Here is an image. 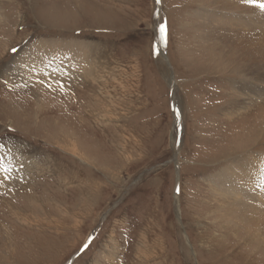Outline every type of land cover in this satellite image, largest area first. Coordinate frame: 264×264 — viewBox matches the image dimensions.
I'll return each mask as SVG.
<instances>
[{"label":"rangeland","instance_id":"obj_1","mask_svg":"<svg viewBox=\"0 0 264 264\" xmlns=\"http://www.w3.org/2000/svg\"><path fill=\"white\" fill-rule=\"evenodd\" d=\"M214 1L0 0V264H264L213 186L264 159V96L203 38ZM42 42L87 50L85 75L28 73Z\"/></svg>","mask_w":264,"mask_h":264},{"label":"bare ground","instance_id":"obj_2","mask_svg":"<svg viewBox=\"0 0 264 264\" xmlns=\"http://www.w3.org/2000/svg\"><path fill=\"white\" fill-rule=\"evenodd\" d=\"M213 5H219L222 18L218 19L217 16L206 14L202 17V21L206 23L208 20L210 23L208 25L200 23V27L204 28L203 38L204 40L208 37L215 38L216 35L220 36L219 32H221V40L224 42L222 50L228 48L222 53V64H226L230 69L236 68L239 73H244L243 75L249 77L246 79L247 83L239 89L240 91L246 89L250 97L253 96L258 100L264 96L262 86L260 90L256 89L259 81L262 80L264 83V13L254 5L247 3L246 0H215ZM221 8L225 12H222ZM256 11H259L258 16L254 14ZM157 38L159 46L162 47L163 41L160 34ZM37 45L28 49L20 57V63L27 64L28 73H35V69H39L38 72L45 75L57 76L59 74L60 77H64L69 73L77 72L85 75L87 72L85 71L89 64L86 57L87 50H82V47L72 44L63 47L62 44L51 42H42ZM35 57L42 66L37 60L38 65L33 64ZM250 97L239 99L236 104H230L226 109V115L233 118L246 111L244 109L250 106ZM176 112L178 113V110ZM225 168L222 174L213 178L220 181L219 184L217 182L213 184L221 192L219 194L228 196L226 197L228 203H226L225 216L226 218L232 217L233 221L237 222L234 224L244 226L243 229H246L250 237L258 239V235L264 234V200H260L264 198V159L252 156L244 162L230 163ZM6 174L16 176L14 169H9L8 172L0 171L1 176ZM259 200L258 205L249 204ZM258 241H260L261 248H264L262 236Z\"/></svg>","mask_w":264,"mask_h":264},{"label":"snow or ice","instance_id":"obj_3","mask_svg":"<svg viewBox=\"0 0 264 264\" xmlns=\"http://www.w3.org/2000/svg\"><path fill=\"white\" fill-rule=\"evenodd\" d=\"M156 2L159 3L160 0H156ZM246 2L259 8L261 11H264V2H260V0H246ZM159 31H160L161 39H163L166 33V29L163 24L160 25ZM0 171H3V172L9 171V168L4 166L2 160H0ZM5 179H7V177H5ZM85 247H87V245H85Z\"/></svg>","mask_w":264,"mask_h":264},{"label":"water","instance_id":"obj_4","mask_svg":"<svg viewBox=\"0 0 264 264\" xmlns=\"http://www.w3.org/2000/svg\"><path fill=\"white\" fill-rule=\"evenodd\" d=\"M155 44H156V47H157L158 46V43L156 42ZM154 54H160L161 57H162V59L165 61L166 65L169 66L168 61H167V59L165 57V54H164V52L162 51L161 48L160 49L159 48H156L155 51H154ZM171 95L173 96L172 90H171ZM172 107L174 109L175 118L176 119H179L178 113L176 112L177 110L175 109V106L173 105V103H172Z\"/></svg>","mask_w":264,"mask_h":264}]
</instances>
